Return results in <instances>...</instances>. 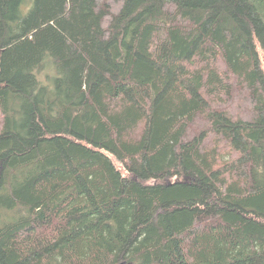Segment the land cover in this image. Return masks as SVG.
Listing matches in <instances>:
<instances>
[{
	"label": "trees",
	"instance_id": "1",
	"mask_svg": "<svg viewBox=\"0 0 264 264\" xmlns=\"http://www.w3.org/2000/svg\"><path fill=\"white\" fill-rule=\"evenodd\" d=\"M262 52L264 0H0V264H264Z\"/></svg>",
	"mask_w": 264,
	"mask_h": 264
},
{
	"label": "rangeland",
	"instance_id": "2",
	"mask_svg": "<svg viewBox=\"0 0 264 264\" xmlns=\"http://www.w3.org/2000/svg\"><path fill=\"white\" fill-rule=\"evenodd\" d=\"M261 61H263V65H264V52H262V59H261ZM46 70L44 71V73L42 74V79H44V80H47L48 78H50V77H54L55 76V74H56V72H55V70L53 69H50V68H45ZM115 163H116V165L119 167V168H121V165L118 163V162H116L115 161Z\"/></svg>",
	"mask_w": 264,
	"mask_h": 264
},
{
	"label": "water",
	"instance_id": "3",
	"mask_svg": "<svg viewBox=\"0 0 264 264\" xmlns=\"http://www.w3.org/2000/svg\"><path fill=\"white\" fill-rule=\"evenodd\" d=\"M122 264H126V263H122Z\"/></svg>",
	"mask_w": 264,
	"mask_h": 264
}]
</instances>
